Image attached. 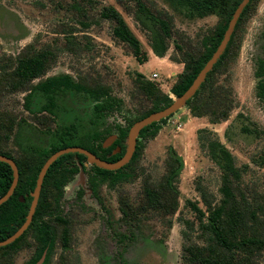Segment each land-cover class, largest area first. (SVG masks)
Wrapping results in <instances>:
<instances>
[{"label": "rangeland", "instance_id": "rangeland-1", "mask_svg": "<svg viewBox=\"0 0 264 264\" xmlns=\"http://www.w3.org/2000/svg\"><path fill=\"white\" fill-rule=\"evenodd\" d=\"M138 3L146 11L140 12ZM108 6L120 13L137 38L143 62L133 56L126 43L113 36V24L100 18L101 10ZM159 19H168L173 32L194 43L218 23L214 16L187 18L164 0H0V72L8 70L9 61L28 45L37 51L49 50L54 55L53 62L35 83L68 74L86 86L102 85L122 100V116L132 119L149 105L134 90L136 73L170 95L182 70V65L169 60L174 52L172 42L164 58H157L151 51L150 38L158 29ZM238 30L239 50L226 59L218 78V84L230 89L235 101L229 118L211 124L207 118H193L186 108L179 110L155 138L142 141L136 177L114 189L101 186L99 200L86 191V174L83 173L85 180L76 176L64 190L62 201L63 216L69 224V249L62 250L61 230L56 226L55 247L48 264H190L182 256V246L188 244L186 237L197 245H205L206 240L197 229L195 214L187 201L204 211L197 183L216 200L220 197V170L200 146V129L214 134L213 138L229 150L236 167H246L241 180L246 201L253 210L264 208V105L256 98L254 78L258 59H264V0L254 5ZM25 95L15 92L0 96V115L10 116L15 122L22 120L13 127L7 142L15 157L20 151L18 144L42 145L43 139L51 137L50 133L70 124L81 133L96 128L90 126L91 103L83 95H62L57 99L55 116L40 113L36 118L24 107ZM35 95L34 104L43 103L42 96ZM113 120H105L104 124ZM116 120L124 122L120 115ZM102 123L98 121L100 129ZM169 149L183 161L174 215L145 208L144 195V186L157 183L163 175ZM80 187L85 192L78 200L75 196ZM120 202L132 211L126 223L121 222ZM257 218L264 233V213L257 211ZM186 221L193 226L189 227ZM119 233L129 237L122 245L116 238ZM33 251V245L19 250L12 256V264H25ZM236 258L247 259L244 255ZM249 260L252 264H264V250Z\"/></svg>", "mask_w": 264, "mask_h": 264}, {"label": "trees", "instance_id": "trees-1", "mask_svg": "<svg viewBox=\"0 0 264 264\" xmlns=\"http://www.w3.org/2000/svg\"><path fill=\"white\" fill-rule=\"evenodd\" d=\"M164 1L187 18L202 19L214 16L218 19V23L198 43H194L190 38L173 32L168 19L157 20L158 29H154L150 38L152 53L157 58H164L172 42L174 52L169 60L174 64L182 65V70L170 89V95L163 93L157 83L136 73L134 90L149 105L132 119L122 116V100L114 97L110 89L102 85L86 86L68 74L47 77L35 83L45 75L53 62L54 55L49 50L37 51L32 45H28L9 61L8 70L0 72V96L15 92L26 93L24 107L32 113L34 118L40 113L55 116L58 108L57 99L62 95L78 94L83 95L91 103L90 126L96 127L89 133L79 132L74 124L64 127L57 133L47 131L52 135L43 139L42 145L36 146L32 142L18 144L20 151H17L18 157H15L7 147V142L13 127L18 126L22 120L18 123L10 116L0 115V133H2L0 155L12 159L19 173L14 193L0 206V241L14 234L24 223L32 200L30 195L34 190L39 171L52 154L68 147H81L101 160L118 161L125 152V140L131 125L154 112L165 109L172 103L173 98L180 97L189 88L218 47L235 9L242 0ZM259 1L251 0L246 6L225 52L207 74L198 91L187 101L184 108L193 118H207L211 124L225 122L229 118L235 101L230 89L218 84V78L226 59L239 50L240 41L237 39L239 27ZM137 6L140 12L146 11L140 3ZM100 18L113 24V36L126 43L131 48L133 56L139 62H143L139 42L120 13L108 6L101 10ZM254 78L256 98L264 105V59H258ZM35 93L42 96L43 103L34 104L37 100ZM31 106L36 108L32 109ZM117 115L123 118V123L116 120ZM170 117L141 130L131 160L117 171L102 170L93 165L86 167L84 165L86 159L83 155L69 154L59 158L44 177L30 226L15 242L0 248V264H12V256L31 245L34 246L33 255L25 264H36L44 252L46 256L43 264H48L55 247L56 226L61 230L62 250L69 249V224L63 216L62 199L65 187L73 182L74 177L79 173V165L87 176L88 190L94 198L99 200L98 191L101 186L107 185L114 189L136 177L135 167L143 149L142 141L155 138ZM108 119L114 120L105 125L104 121ZM100 120L103 122L102 129L98 124ZM213 135L211 131L205 129L198 131L200 146L206 150L209 159L220 170L218 190L220 197L216 200L206 187L197 183L196 191L205 209L203 211L197 204L190 201H187V205L194 212L197 229L206 241H204L205 245H197L186 237L188 244L182 246V256L190 264H252L249 258L258 256L264 250V233L257 218V211L264 213V208L259 206L258 210H253L246 201L241 189L242 172L246 167H236L229 150L214 139ZM110 136H115L116 139L110 147L104 148L103 143ZM262 136L264 137V131ZM118 149L120 152H116ZM164 167V173L157 183L148 182L144 186L145 208L165 215H174L178 208L177 186L183 161L174 150L169 149ZM12 179V170L9 165L0 162V198L8 191ZM20 198H23V201H20ZM120 204L121 222L126 223L127 219H131L132 211L123 203L120 202ZM106 222L109 221L106 220ZM186 224L189 227L193 226V223L187 221ZM116 238L122 245L129 237L119 233L116 234ZM241 255L247 259L240 261L236 258Z\"/></svg>", "mask_w": 264, "mask_h": 264}, {"label": "water", "instance_id": "water-1", "mask_svg": "<svg viewBox=\"0 0 264 264\" xmlns=\"http://www.w3.org/2000/svg\"><path fill=\"white\" fill-rule=\"evenodd\" d=\"M250 1L251 0H242L239 3V5L235 9V11H234V13H233L228 25H227V28L224 32V35H223L218 47L216 48V50L214 51V53L212 54L210 59L204 64L202 69L199 71L196 78L193 80L192 84L189 86V88L180 97L174 98L172 103L168 107H166L165 109L158 111V112H154V113L148 115L147 117L136 121L135 123H133L131 125V127L129 128L126 140H125V152H124L123 156L118 161L108 162V161L101 160L98 157H96L94 154H92L91 152H89L86 149H83L81 147H68V148L61 149V150L55 152L54 154H52L45 161V163L43 164V166L41 167V169L39 171V174H38L37 179H36L34 190L30 195L32 200H31L30 207L28 209V213L25 217L24 223L21 225V227L14 234L9 236L4 241H0V248L8 246V245L12 244L13 242H15L18 238H20L23 235V233L30 226L32 219H33V216H34V213H35V210H36V207H37V204H38V200H39L40 191H41V187H42L44 177H45L48 169L59 158L65 156V155H69V154L83 155L86 159V162L84 164L86 167L93 165L99 169L106 170V171H117V170L123 168L125 165H127L129 163V161L131 160L134 152H135L136 142H137V139L139 137V133L141 132V130H143L144 128L148 127L149 125H151L153 123L160 122L161 120L166 119V118L174 115L179 110H182L185 107L187 101L190 100L194 96V94L198 91V89L200 88V86L204 82L207 74L213 69V66L217 63V61L220 59V57L225 52V49H226V47H227V45L231 39V36L234 32L236 24H237L239 18L241 17L244 9L246 8V6L249 4ZM115 139H116L115 136L108 137L104 141L103 147L104 148L110 147L114 143ZM116 152H120V150L118 149ZM116 152H114V153H116ZM0 162L9 165V167L12 170V177H13L12 183H11L8 191L5 193V195L3 197L0 198V206H1L6 201H8V199L14 193V190H15L17 183H18L19 173H18V168L12 159H10L6 156L0 155ZM83 173H84L83 168L81 165H79V173L77 176H79V179L81 178V179L85 180V178H83L84 177L83 175L85 173L84 174ZM86 191H88L91 194L90 190H86ZM20 201H23V198H20ZM45 256H46V252L43 253L42 257L40 258V260L36 264H43V262L45 260Z\"/></svg>", "mask_w": 264, "mask_h": 264}, {"label": "flooded vegetation", "instance_id": "flooded-vegetation-1", "mask_svg": "<svg viewBox=\"0 0 264 264\" xmlns=\"http://www.w3.org/2000/svg\"><path fill=\"white\" fill-rule=\"evenodd\" d=\"M84 171V170H83ZM78 175V174H77ZM76 175V176H77ZM75 176V177H76ZM75 177H74V179H75ZM87 180V179H86ZM72 183V182H71ZM71 183L70 184H68L66 187H68L69 185H71ZM66 187H65V189H66ZM86 187H87V184H86ZM64 189V190H65ZM88 189V188H87ZM84 192H85V190H84V188H82V187H80L77 191H76V196H75V198H78V200L80 199H82L83 198V195H84ZM63 194H64V192H63ZM79 194H81L80 195V197H78L79 196ZM93 196V195H92ZM63 197H64V195H63ZM62 201H63V199H62Z\"/></svg>", "mask_w": 264, "mask_h": 264}, {"label": "built area", "instance_id": "built-area-1", "mask_svg": "<svg viewBox=\"0 0 264 264\" xmlns=\"http://www.w3.org/2000/svg\"><path fill=\"white\" fill-rule=\"evenodd\" d=\"M156 75H154V77H155Z\"/></svg>", "mask_w": 264, "mask_h": 264}]
</instances>
